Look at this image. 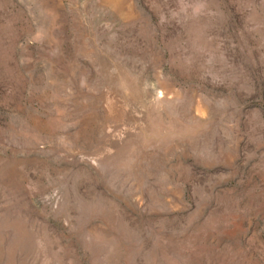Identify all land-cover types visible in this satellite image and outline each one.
I'll list each match as a JSON object with an SVG mask.
<instances>
[{
    "label": "rangeland",
    "instance_id": "1",
    "mask_svg": "<svg viewBox=\"0 0 264 264\" xmlns=\"http://www.w3.org/2000/svg\"><path fill=\"white\" fill-rule=\"evenodd\" d=\"M0 264H264V0H0Z\"/></svg>",
    "mask_w": 264,
    "mask_h": 264
}]
</instances>
